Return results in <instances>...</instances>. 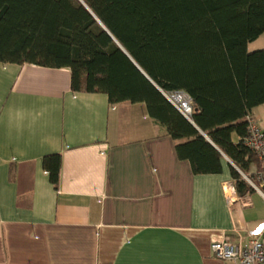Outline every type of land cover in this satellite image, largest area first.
I'll return each mask as SVG.
<instances>
[{"label": "crops", "instance_id": "obj_1", "mask_svg": "<svg viewBox=\"0 0 264 264\" xmlns=\"http://www.w3.org/2000/svg\"><path fill=\"white\" fill-rule=\"evenodd\" d=\"M250 116L264 130V105ZM175 144L143 103L74 92L67 68L0 63V264H235L210 246L264 236V195L229 205L232 163L194 175Z\"/></svg>", "mask_w": 264, "mask_h": 264}, {"label": "trees", "instance_id": "obj_2", "mask_svg": "<svg viewBox=\"0 0 264 264\" xmlns=\"http://www.w3.org/2000/svg\"><path fill=\"white\" fill-rule=\"evenodd\" d=\"M81 1L0 0V63L67 68L74 92L143 103L194 175L220 174L226 158L237 196L252 193L246 117L264 105V50L248 44L264 34V0ZM178 91L189 119L165 98ZM42 167L56 189L59 155Z\"/></svg>", "mask_w": 264, "mask_h": 264}, {"label": "built area", "instance_id": "obj_3", "mask_svg": "<svg viewBox=\"0 0 264 264\" xmlns=\"http://www.w3.org/2000/svg\"><path fill=\"white\" fill-rule=\"evenodd\" d=\"M167 101L175 107L185 118L189 119L192 113V101L184 92L178 91L165 95ZM248 136L245 145L256 155L260 163V171L256 175L258 186L247 182L262 193L264 188V130H262L251 116L246 117ZM223 192L229 205H232L237 197L232 182L223 185ZM263 194V193H262ZM264 195V194H263ZM242 205L248 206L247 199H242ZM210 250L215 259L220 261H232L235 264H264V236H250L246 242L237 243L229 240L213 242Z\"/></svg>", "mask_w": 264, "mask_h": 264}, {"label": "rangeland", "instance_id": "obj_4", "mask_svg": "<svg viewBox=\"0 0 264 264\" xmlns=\"http://www.w3.org/2000/svg\"><path fill=\"white\" fill-rule=\"evenodd\" d=\"M254 48H257V49L250 48L249 52L254 51V50H256V51L257 50H264V34L259 37L258 42H257V44L255 45Z\"/></svg>", "mask_w": 264, "mask_h": 264}, {"label": "water", "instance_id": "obj_5", "mask_svg": "<svg viewBox=\"0 0 264 264\" xmlns=\"http://www.w3.org/2000/svg\"><path fill=\"white\" fill-rule=\"evenodd\" d=\"M82 4H83V2L81 1V0H79ZM84 5V4H83ZM98 21V20H97ZM98 23L100 24V26H102V24L98 21ZM104 30L106 31V29L104 28ZM121 48V47H120ZM122 49V48H121ZM122 51H123V49H122ZM126 55H127V53L125 52V51H123ZM128 56V55H127ZM129 57V56H128ZM130 58V57H129ZM131 59V58H130ZM132 61V60H131ZM133 62V61H132ZM134 63V62H133ZM134 65H135V63H134ZM136 66V68L140 71V73L158 90V91H160L148 78H147V76L138 68V66L137 65H135ZM242 177H243V179H245L246 181L248 180L245 176H243L242 175ZM253 188V187H252Z\"/></svg>", "mask_w": 264, "mask_h": 264}]
</instances>
